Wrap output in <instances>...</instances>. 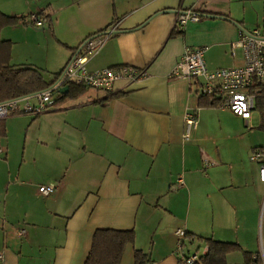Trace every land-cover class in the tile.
<instances>
[{
    "label": "crops",
    "instance_id": "0c3cea01",
    "mask_svg": "<svg viewBox=\"0 0 264 264\" xmlns=\"http://www.w3.org/2000/svg\"><path fill=\"white\" fill-rule=\"evenodd\" d=\"M180 10L201 20L180 31ZM0 14L29 24L1 29L9 64L44 80L54 69L46 82L85 40L111 28L87 69L125 65L148 74L0 121V264H85L95 232L107 229L134 232L120 264H135V251L147 264H178L179 253H207L199 239L236 244L226 264H263L264 184L250 155L264 147V109L245 123L200 100L191 82L169 77L186 47L205 48L211 70L243 66L232 45L240 30L262 25L263 0H0ZM33 16L43 27L30 24ZM35 94L18 98L21 109L36 105ZM190 115L197 127L184 140ZM48 185L54 192L42 196ZM177 229L187 233L181 251Z\"/></svg>",
    "mask_w": 264,
    "mask_h": 264
},
{
    "label": "built area",
    "instance_id": "2783aa9c",
    "mask_svg": "<svg viewBox=\"0 0 264 264\" xmlns=\"http://www.w3.org/2000/svg\"><path fill=\"white\" fill-rule=\"evenodd\" d=\"M201 16L195 11L180 10L177 12L175 28L183 31L188 23L199 22ZM30 21L35 27H43V21L38 17L33 16ZM114 33L115 29L111 28L85 40L55 77L52 85L34 95L36 105L26 104L21 109V99L0 102V121L15 115L39 116L55 109V100L64 87L77 85L109 93L114 90L118 82L125 81L132 84L146 78L147 70L132 66L124 65L96 71L87 69L89 58L97 54L104 42ZM237 48L243 52V66L211 70L204 59L205 48L186 47L169 77L191 82L199 89V96L211 100L220 108L229 110L234 116L247 123L251 120L254 111L259 107L264 109V19L259 28L252 31L240 30L239 39L232 45V52ZM185 124L184 140H189L191 132L197 127V115L186 116ZM250 161L258 166L259 180L264 184V147L254 149L250 155ZM179 183L181 185V181ZM54 190V185L39 187L42 196H48ZM261 214H264V195L261 202ZM16 235L22 238L25 231L19 229ZM175 236L178 238L177 250L181 251L187 233L183 229H177ZM178 256V264H201L204 254L179 253ZM262 259L264 264V254ZM2 260L3 256L0 254V262Z\"/></svg>",
    "mask_w": 264,
    "mask_h": 264
},
{
    "label": "trees",
    "instance_id": "16d2710c",
    "mask_svg": "<svg viewBox=\"0 0 264 264\" xmlns=\"http://www.w3.org/2000/svg\"><path fill=\"white\" fill-rule=\"evenodd\" d=\"M18 23L29 25L23 16L8 17L0 14V31L3 27L17 25ZM10 52L11 43L0 39V102L29 96L52 85V82H46L35 70L13 68L9 64ZM86 89L83 86L71 85L67 93L60 94L56 98V106L74 99ZM200 100H207L209 104L214 105V102L205 97H201ZM3 136H5V130L0 123V137ZM199 240L205 242L208 247L207 253L202 257L201 264H226V256L239 250L236 244L222 243L211 239ZM133 242V231L97 230L93 236L92 248L85 264H120L125 248ZM257 262L259 260L256 258L253 263ZM134 263L147 264V255L141 251H135Z\"/></svg>",
    "mask_w": 264,
    "mask_h": 264
},
{
    "label": "rangeland",
    "instance_id": "374dc122",
    "mask_svg": "<svg viewBox=\"0 0 264 264\" xmlns=\"http://www.w3.org/2000/svg\"><path fill=\"white\" fill-rule=\"evenodd\" d=\"M57 66H58V65L55 63L53 67H57ZM50 71H52V72H45V76H44V78H45V80H47V81H51V80L53 79V77H54V74H55L54 69H53V70H50ZM90 92H97V91L91 89ZM229 114H230V115H225V118H227L229 121H232V120H233V118L231 117L232 115H231V113H229ZM10 117H12V116H10ZM8 118H9V117H8ZM234 128H235V126H234ZM232 129H233V128H232ZM231 133H232L231 131L227 130V134H231ZM238 133H239V132H238Z\"/></svg>",
    "mask_w": 264,
    "mask_h": 264
},
{
    "label": "water",
    "instance_id": "95a60500",
    "mask_svg": "<svg viewBox=\"0 0 264 264\" xmlns=\"http://www.w3.org/2000/svg\"><path fill=\"white\" fill-rule=\"evenodd\" d=\"M68 90H69V88L68 87H64L63 89H61L59 92L61 93V94H64V93H67L68 92Z\"/></svg>",
    "mask_w": 264,
    "mask_h": 264
}]
</instances>
